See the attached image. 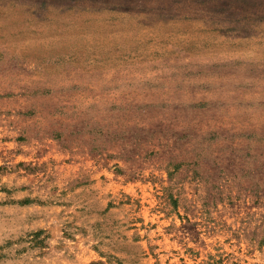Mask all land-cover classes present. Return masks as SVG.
<instances>
[{"label":"rangeland","instance_id":"rangeland-1","mask_svg":"<svg viewBox=\"0 0 264 264\" xmlns=\"http://www.w3.org/2000/svg\"><path fill=\"white\" fill-rule=\"evenodd\" d=\"M0 264H264V0H0Z\"/></svg>","mask_w":264,"mask_h":264}]
</instances>
